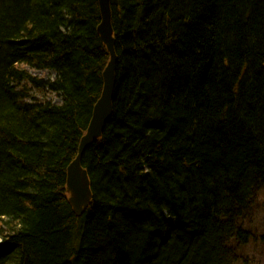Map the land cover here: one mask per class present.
<instances>
[{
  "label": "trees",
  "instance_id": "trees-1",
  "mask_svg": "<svg viewBox=\"0 0 264 264\" xmlns=\"http://www.w3.org/2000/svg\"><path fill=\"white\" fill-rule=\"evenodd\" d=\"M111 11L114 114L78 218L68 169L111 59L99 0H0V264H264V0Z\"/></svg>",
  "mask_w": 264,
  "mask_h": 264
},
{
  "label": "water",
  "instance_id": "water-1",
  "mask_svg": "<svg viewBox=\"0 0 264 264\" xmlns=\"http://www.w3.org/2000/svg\"><path fill=\"white\" fill-rule=\"evenodd\" d=\"M113 0H99L101 11V25L98 28L101 41L107 47L111 56L110 62L103 75L104 91L94 107V113L91 123L88 127L87 134L82 138L78 150L77 159L69 166L67 193L69 195L70 204L76 216L81 218L83 213L90 207L92 203V188L90 177L87 171L81 165L83 154L104 135V131L113 117L114 97L117 85V67L118 55H116L115 33L113 31V12L111 11Z\"/></svg>",
  "mask_w": 264,
  "mask_h": 264
},
{
  "label": "rangeland",
  "instance_id": "rangeland-1",
  "mask_svg": "<svg viewBox=\"0 0 264 264\" xmlns=\"http://www.w3.org/2000/svg\"><path fill=\"white\" fill-rule=\"evenodd\" d=\"M33 75L40 78V79L43 78L46 80L47 79L53 80L56 77L55 73H48V72H41V73L40 72H33ZM34 95H36L37 98H40L39 94H34ZM41 98H43V95L41 96ZM53 100L56 102H59L58 98L53 97ZM263 219H264V216L259 218L257 220V222H261ZM247 254H249L251 257L260 258L264 262V251L260 246L251 245L247 251ZM251 257H249V258H251Z\"/></svg>",
  "mask_w": 264,
  "mask_h": 264
}]
</instances>
